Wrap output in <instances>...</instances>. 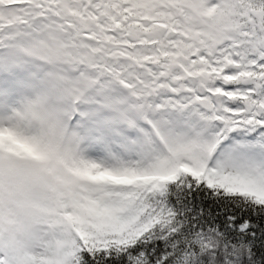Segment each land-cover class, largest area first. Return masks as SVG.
Instances as JSON below:
<instances>
[{
  "label": "snow or ice",
  "instance_id": "obj_1",
  "mask_svg": "<svg viewBox=\"0 0 264 264\" xmlns=\"http://www.w3.org/2000/svg\"><path fill=\"white\" fill-rule=\"evenodd\" d=\"M0 264H264V0H0Z\"/></svg>",
  "mask_w": 264,
  "mask_h": 264
}]
</instances>
